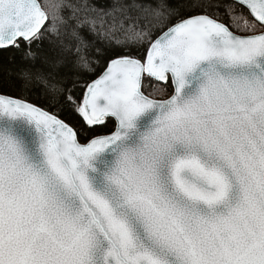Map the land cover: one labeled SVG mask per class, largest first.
I'll use <instances>...</instances> for the list:
<instances>
[{
	"label": "snow or ice",
	"instance_id": "obj_1",
	"mask_svg": "<svg viewBox=\"0 0 264 264\" xmlns=\"http://www.w3.org/2000/svg\"><path fill=\"white\" fill-rule=\"evenodd\" d=\"M65 37L62 98L0 94V264H264V0H0V50Z\"/></svg>",
	"mask_w": 264,
	"mask_h": 264
},
{
	"label": "trees",
	"instance_id": "obj_2",
	"mask_svg": "<svg viewBox=\"0 0 264 264\" xmlns=\"http://www.w3.org/2000/svg\"><path fill=\"white\" fill-rule=\"evenodd\" d=\"M58 0H48V3L55 4ZM72 3L83 2V0H70ZM106 3V0H88V3ZM146 3H151L153 6L159 3H167L176 6L177 0H144ZM214 3H223V0H212ZM223 12V9H221ZM193 13H185L191 15ZM196 14H200L199 10ZM89 41L88 55L101 60L95 49L105 48L107 41H103L100 37L84 33ZM129 43H131L129 41ZM64 45H67L65 47ZM64 45L58 41L51 45H45L50 51L37 52L33 59H22V51L9 49L8 51L0 50V83L13 81L16 87L9 89L6 86L0 87V94L9 95L14 98H22L26 102L33 103L36 106L47 110V101L50 99L62 98V89L66 84H70L73 78H80L79 73V54L75 51L77 42L70 37L64 38ZM95 67V64L92 65ZM38 92L41 99H35L33 92ZM75 91V90H74ZM77 95L82 100V92ZM59 118L65 119L66 122L83 123L82 118L74 110L71 117H68L66 112H61Z\"/></svg>",
	"mask_w": 264,
	"mask_h": 264
},
{
	"label": "water",
	"instance_id": "obj_3",
	"mask_svg": "<svg viewBox=\"0 0 264 264\" xmlns=\"http://www.w3.org/2000/svg\"><path fill=\"white\" fill-rule=\"evenodd\" d=\"M59 118V117H58Z\"/></svg>",
	"mask_w": 264,
	"mask_h": 264
}]
</instances>
